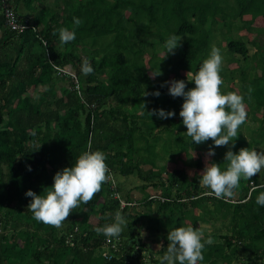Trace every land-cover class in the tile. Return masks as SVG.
<instances>
[{"label":"trees","instance_id":"trees-1","mask_svg":"<svg viewBox=\"0 0 264 264\" xmlns=\"http://www.w3.org/2000/svg\"><path fill=\"white\" fill-rule=\"evenodd\" d=\"M11 1L17 15L29 17L32 25L16 34L5 27L0 9V264H161L168 233L153 249L152 243L149 246L141 239L140 218H157L158 224H147L149 235H157L160 227L171 231L197 210L192 227L206 221L214 229L204 233V239L210 236L213 242L205 244L200 264H264V207L256 204L257 195L264 191V170L250 180L242 179L232 198L217 199L201 186V175L189 177L181 167L167 171L149 165L156 157L147 142L157 127L182 119L183 98H173L161 84L175 79L185 80L186 90L194 87L187 77L191 80L212 46L225 59L220 74L229 85L227 91L234 82L245 89L248 73L258 74L259 66L263 67L257 78L264 77V0ZM236 17L239 22L234 21ZM74 18L82 23L76 26ZM258 19L262 26L255 25ZM219 23L222 29L214 30ZM61 28L74 31L75 39L62 45ZM217 32L220 36L214 42ZM170 35L186 37L174 55L163 59ZM248 45L254 53L249 54ZM85 58L94 69L87 76L81 71ZM54 66L68 67L75 82L68 75L57 76ZM226 66L232 72L226 74ZM159 69L163 74L151 79L150 71ZM258 85L264 88L261 81ZM145 90L161 95L144 97ZM29 91L35 92V100L26 95ZM255 94H260L254 98L257 107L249 105V110L258 127L249 138L235 141L234 152L242 147L257 150L264 144V90ZM243 96L249 102L251 95ZM153 109L176 115L150 117ZM181 126L182 133L174 137L181 156H189L188 149L214 147L211 140L192 143ZM89 145L92 151L105 154L116 186L104 183L92 201L74 209L61 228L34 220L27 209L31 197H26V191L45 194L55 173L75 164ZM141 150L152 161L139 156ZM214 150L211 162L226 169L227 147ZM201 162L197 155L189 165L198 170ZM116 173H135L140 180L136 191L151 188L155 192L137 199L134 194L124 197L141 200L148 213L121 211L127 222L119 236L122 243L117 251L110 250L112 258L106 260L101 250L105 236L94 229L113 222L118 211L119 202L112 197L121 192ZM250 183L254 188L249 192ZM205 212L210 221L203 219ZM216 222L224 232L214 227Z\"/></svg>","mask_w":264,"mask_h":264},{"label":"clouds","instance_id":"clouds-1","mask_svg":"<svg viewBox=\"0 0 264 264\" xmlns=\"http://www.w3.org/2000/svg\"><path fill=\"white\" fill-rule=\"evenodd\" d=\"M81 23L79 18H74L76 26ZM58 31L62 45L75 39V32L68 28ZM181 46L182 37L170 35L164 44L166 53L163 59L169 54L174 55L175 50ZM222 64L220 49L212 46L209 57L202 62L191 80L187 77L189 82L194 83V87L186 90L185 80L175 79L163 82L161 87H167L168 94L173 98H183L179 116L192 143L199 145L211 140L214 147H227L223 158L227 166L222 170L221 164L211 162L210 158L215 155V150L212 145L209 146L199 180L201 186L209 190L208 195L227 200L234 196L242 179L250 180L264 170V151L250 150L248 147H242L238 152L232 150L239 136L238 129L246 122L247 111L243 95L222 92ZM81 71L85 76L94 71L87 58L82 61ZM162 74L160 69L151 70L150 78L155 79ZM149 95L159 97L161 93H149L145 90L143 96ZM148 114L158 119H168L176 115L174 111L166 112L164 109H153ZM105 161V154L99 150L92 151L89 145L88 150L79 155L75 164L55 173L53 184L46 188L45 194L26 191V197H31L27 209L32 213L33 219L57 229L61 228L74 209L89 204L101 191L102 185L112 180ZM28 170L31 171L30 166ZM261 187L264 188V185ZM256 204L264 207V191L257 195ZM126 224V219L118 210L113 216V222L96 227L94 231L110 240L118 238ZM167 241V250L161 258V264H200L204 260L205 244L213 242L210 236L205 240L203 231L192 226L176 227L168 231Z\"/></svg>","mask_w":264,"mask_h":264},{"label":"rangeland","instance_id":"rangeland-1","mask_svg":"<svg viewBox=\"0 0 264 264\" xmlns=\"http://www.w3.org/2000/svg\"><path fill=\"white\" fill-rule=\"evenodd\" d=\"M11 3H12V1H11ZM19 12H21V11L19 10ZM239 20L240 19L238 17H236L234 21L235 22H239ZM261 21H260V19L256 20L255 25L256 26H262L263 22H261ZM206 23H208V22H206ZM216 29L217 30L222 29L221 28V23L216 24V27H215L214 30H216ZM223 32H226V31L223 29L222 32H221L222 35H223ZM242 33H246V32H242ZM215 34L218 37L214 38V42H216V40H218L219 36H220L219 32H217ZM185 37L186 36H182V39H184ZM249 37H253V35L251 34V36H249ZM221 45H222V43H221ZM248 47H249V54H252L254 49L250 45H248ZM223 60H225V59H223ZM229 69H233V68L231 66L223 67V70H225L226 74L232 72V71H228ZM261 69L262 68H259L260 71H258V74H255L254 72L250 71V73H248V75H247V81H245V84H246L245 89L239 90L241 95H243L244 93H246L247 95H251L249 102L245 103L248 108H250L249 105L252 106V108H256L257 107V105L255 104L256 100L254 98L258 97V95H260V94H255V93H257V91L259 89H263L264 90L262 85H258V83L260 81L264 85V82H263L264 81V77L261 80H260V78H257V77H259V75L261 73ZM222 73H223V71L221 72V74ZM254 79H255V81H254ZM62 84L66 85V83H62ZM249 89H251V92H249ZM26 95L29 96V98L31 100H35L36 99V94L33 91H29V93L26 94ZM142 101H144V99H142ZM256 117H258V115ZM258 124L259 123L257 122V126H258ZM180 125H182V129H184V125L182 124V119L177 120V121H175V123H171L170 125H165L166 127L159 126V127L156 128V130H154L151 134H149V136H147V142H148L149 147L151 148L150 153L151 154L154 153V156L156 157L155 160H154V163L153 164L149 163V165H154L155 169H160L161 167H168V168H166L167 170H172V168L178 167V166H181V167L185 166V168H186L185 170H186L187 176L192 177L193 174H195V173L201 175L200 173L203 171V169L205 167V163H206V153H196V152L190 150V152H188L189 156H186L185 154L182 155V156L180 155L179 143L174 141V137L176 136V134L182 133V131L180 129ZM251 131L255 133V130L254 131L251 130ZM248 132H250V131H248ZM243 134L244 133L242 132L241 128H239L238 129V135L239 136L236 139V141L240 140V138H245ZM263 149H264V145H260L257 148V151H262ZM140 152H141L142 155L140 154L139 156H142V157L151 156V155H148V154L145 155L146 154L145 150H141ZM179 155H180V158H179ZM197 155L201 156V160L203 162V166L200 169H198V170L195 169L191 165H187L184 162V161H186V162H188V164H190L192 162V160H194L197 157ZM181 158L184 159V160H182ZM149 159H150L149 161H152L151 157H149ZM131 165L134 166L135 163H132ZM144 169H146V168L144 167ZM112 180H113V178H112ZM115 180H116L119 188L121 189L122 193H120V194H121L122 198H124L125 196H127L129 194H134V192L132 193V191H136L135 187L137 185H139V183H140L139 182L140 180L137 178L135 173L130 174V175H120V174L116 173L115 174ZM154 192L155 191H153L150 188L149 190L145 191L144 193L138 190V191H136L135 195L138 196L137 193H141V194H143V196H145V195L148 196L149 194H154ZM157 197L161 198L158 195H157ZM140 207H143V206L141 205ZM136 210L139 213H141V214L146 211L144 209V207L140 208V209H136ZM146 213H148V212L146 211ZM150 213H152L155 216L154 208L150 207ZM199 213H200V211H198V210L194 211V212H191L190 214L188 213L187 216H185V218H183V221H181L182 223H180L179 227L192 226L193 222L195 221V216H197V214H199ZM176 215L178 216L177 213H176ZM156 217H158V216H156ZM202 217H203L204 220L210 221V215L207 212L203 213ZM160 220H162V219H160ZM141 221H142L141 226H145V225H147L149 223L152 224V225H156L159 222V220H157V218H154V217H149L146 220L143 219V217H142ZM202 222L199 221L197 223V227L196 228L201 229L203 231V233H205V234L206 233L207 234L213 233V230H214L213 226L211 227V224L209 222H206V221L205 222L202 221ZM159 225L161 226V224H159ZM176 227H173V228H176ZM214 227L215 228H220L218 230L220 232H224L225 231V228L222 227L219 224V222H216ZM170 229H169V227H165V226L160 227L159 232H158L157 235L154 234V233L149 235V233H147V232H143V233L141 232L142 233L141 234V239L143 241H145L149 246H151V243H152L153 249H156V248H158L160 246L163 237H165L166 233H168V231ZM146 230L148 231V228H144L143 229V231H146ZM155 236H157L156 237L157 238L156 243L153 242V239H155ZM100 249L101 248H99L97 251H99ZM101 250H102V253H103L106 249L102 248ZM157 257L159 258V256H157V255L154 256V258H157Z\"/></svg>","mask_w":264,"mask_h":264},{"label":"built area","instance_id":"built-area-1","mask_svg":"<svg viewBox=\"0 0 264 264\" xmlns=\"http://www.w3.org/2000/svg\"><path fill=\"white\" fill-rule=\"evenodd\" d=\"M0 9H1L2 17H3L4 25L8 30L16 34H19L25 31L26 29L30 28V26L32 25L31 19L29 17L24 18V16L17 15V13L14 10V6L11 3V0H0ZM54 71L57 76L68 75L75 82V79H76L75 75L70 71L68 67L59 68V67L54 66ZM75 88H77V86H75ZM110 182H111V186L115 187V182L113 180H111ZM250 185H251V189L254 188L252 183H250ZM114 198L118 200L120 209L132 204V203H128L122 200L116 194L114 195ZM152 198H155V197H152ZM103 247L106 250L102 253V256L106 260H110L112 258V253L110 252V250L112 251L116 250L115 239L112 238L109 240L105 238L103 242Z\"/></svg>","mask_w":264,"mask_h":264},{"label":"crops","instance_id":"crops-1","mask_svg":"<svg viewBox=\"0 0 264 264\" xmlns=\"http://www.w3.org/2000/svg\"><path fill=\"white\" fill-rule=\"evenodd\" d=\"M18 8H22V7H18ZM19 9V10H20ZM22 12V11H21ZM2 14V13H1ZM22 14H25L24 12H22ZM253 53H254V51H253ZM223 65H224V63H223ZM263 66H259V68H262ZM259 68H257V71H260L259 70ZM182 75H185V73H182ZM237 82H234V84H232V87L227 91V89H228V87H229V85H227V84H225V82L223 83V85L221 86V90H222V92L223 93H228V92H236V93H238L239 92V90H240V88L238 87V84H236ZM246 111H247V119H246V122L243 124V125H241V130H242V132L244 133L243 135H244V137L245 138H249L250 136H251V134L253 133L251 130H255L258 126H257V122H259L258 120H254L253 119V113H251L250 112V110H249V108L246 106ZM258 115V114H257ZM257 118H259V116L257 117ZM178 119H175V121H177ZM257 121V122H256ZM173 123V122H172ZM171 124V123H170ZM170 124H168V125H170ZM181 128H182V126H181ZM248 131H250V132H248ZM256 131V130H255ZM264 145V144H263ZM209 146L210 145H208V147H206V148H203V149H201V150H192V151H194V152H196V153H207V151H208V148H209ZM260 146V145H259ZM258 146V147H259ZM190 150L191 149H188V152H190ZM263 151H264V149H263ZM182 159V158H181ZM196 159V158H195ZM194 159V160H195ZM182 160H184V159H182ZM210 160H211V158H210ZM193 161V160H192ZM202 163V165H201V167L203 166V162H201ZM189 165V164H188ZM148 166L149 165H147V166H145V168H148ZM178 167H181V166H178ZM165 168H168V167H165ZM175 168V167H174ZM181 168H183V169H186L185 168V166H182ZM173 169V168H172ZM167 170V169H166ZM168 171V170H167ZM253 189V188H252ZM251 189V187H250V190H249V192L252 190ZM134 192V195H132L135 199H137V198H140V197H142L143 198V194H141V193H137L138 194V196H136L135 194H136V191H132V193ZM120 193H122V192H120ZM120 193H118V192H115L113 195H112V197H114V195L116 194V195H118V197H120L122 200H124V201H126V202H128V203H132L131 205H129V206H126V207H124V208H122V209H120V207L118 206V210L119 211H122V210H124V209H128V211L129 212H137V213H139L136 209H140V208H143V207H140L141 206V200L139 201V200H131V201H127V200H125V198H122V196H121V194ZM152 197H155V198H152ZM151 198L152 199H157L158 197H157V195H152L151 196ZM161 201V200H160ZM140 207V208H139ZM142 219V218H141ZM143 219H145V218H143ZM146 220V219H145ZM142 227V228H141ZM144 228H147V225H145V226H140V230H141V232L143 233V232H147L148 233V231L146 230V231H143V229ZM141 233V234H142ZM115 239V241H116V250L115 251H117V249H118V247L121 245V243H122V239L121 238H114ZM145 242V241H144Z\"/></svg>","mask_w":264,"mask_h":264}]
</instances>
